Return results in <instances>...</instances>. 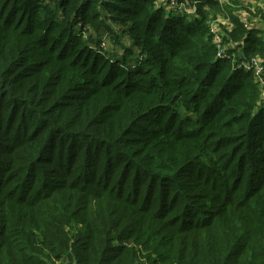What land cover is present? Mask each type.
Returning a JSON list of instances; mask_svg holds the SVG:
<instances>
[{"label": "trees", "instance_id": "trees-1", "mask_svg": "<svg viewBox=\"0 0 264 264\" xmlns=\"http://www.w3.org/2000/svg\"><path fill=\"white\" fill-rule=\"evenodd\" d=\"M178 1L0 0V264H264V28Z\"/></svg>", "mask_w": 264, "mask_h": 264}, {"label": "built area", "instance_id": "built-area-1", "mask_svg": "<svg viewBox=\"0 0 264 264\" xmlns=\"http://www.w3.org/2000/svg\"><path fill=\"white\" fill-rule=\"evenodd\" d=\"M160 3H166L167 5L172 6L173 8L181 11H185L186 13L190 15H195L197 12V8L195 4H192L191 6H188V2H179L178 0H158ZM220 2H223V0H219ZM252 12H243L242 18L247 24V26H259L258 24L252 23L251 20L249 19V15H253V11H255L254 7L251 8ZM247 15V16H244ZM259 18V17H258ZM226 19H224L222 16H218L211 22L210 30L211 33L214 35V40L218 44V56L224 59H234L235 53H233L231 50H228L225 48L223 45V35L221 31V23H225ZM256 26V27H257ZM238 69H244L246 71L253 72L254 77L258 79L260 82L261 86V97L264 98V65L261 63L258 57H253L248 61H243L242 63L238 64L236 66Z\"/></svg>", "mask_w": 264, "mask_h": 264}, {"label": "rangeland", "instance_id": "rangeland-1", "mask_svg": "<svg viewBox=\"0 0 264 264\" xmlns=\"http://www.w3.org/2000/svg\"><path fill=\"white\" fill-rule=\"evenodd\" d=\"M258 7H261L264 10V2L261 3V5L258 6ZM254 9H256V7ZM244 16H247V15H244ZM249 19L251 20L252 23H255V24H258V25H263V26H261V28H264V20H261L260 18H258L255 15H249ZM109 45H111V44H109Z\"/></svg>", "mask_w": 264, "mask_h": 264}, {"label": "crops", "instance_id": "crops-1", "mask_svg": "<svg viewBox=\"0 0 264 264\" xmlns=\"http://www.w3.org/2000/svg\"><path fill=\"white\" fill-rule=\"evenodd\" d=\"M249 1L253 4V6L256 5V7L260 6L261 3L264 2V0H249Z\"/></svg>", "mask_w": 264, "mask_h": 264}]
</instances>
